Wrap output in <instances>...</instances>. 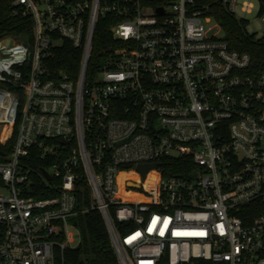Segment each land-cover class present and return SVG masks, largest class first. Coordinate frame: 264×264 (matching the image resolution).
Masks as SVG:
<instances>
[{
    "label": "built area",
    "instance_id": "1",
    "mask_svg": "<svg viewBox=\"0 0 264 264\" xmlns=\"http://www.w3.org/2000/svg\"><path fill=\"white\" fill-rule=\"evenodd\" d=\"M221 1L249 22L238 11L252 13L250 0ZM13 4L32 13L34 33L31 44L0 38V123H18L0 154V264H65L80 241L81 175L86 211L101 213L119 264H264V71L210 34L206 9L195 0ZM101 22L109 36L92 73ZM63 41L81 52L73 75L44 65ZM32 153L47 164L50 194L30 195ZM139 165L155 167L143 177ZM127 170L138 179L120 183Z\"/></svg>",
    "mask_w": 264,
    "mask_h": 264
},
{
    "label": "trees",
    "instance_id": "2",
    "mask_svg": "<svg viewBox=\"0 0 264 264\" xmlns=\"http://www.w3.org/2000/svg\"><path fill=\"white\" fill-rule=\"evenodd\" d=\"M195 4L201 9L205 8L216 21L231 49L250 56L252 72L264 71V34L258 37L255 33H248L246 27L249 22L244 19L238 20L233 14L228 13L221 0H195ZM258 4V15L261 17L264 15V0H258ZM108 29L104 22L97 26L89 72L93 73L96 68L97 51L103 46L102 39L109 36ZM33 33L32 13L23 6H15L13 0H0V38L12 37L18 42L31 44ZM49 52V56L44 61L45 68L49 72L58 74L64 71L71 75L77 72L81 52L69 42L63 41L61 45L51 48ZM17 127L18 123H0V132L5 128L4 137L0 138V151L5 154L11 151L16 139ZM27 165L31 169V176L34 180L33 188H42V190L32 191L30 195L43 196L52 193L43 190L45 183L40 175L47 164L32 153ZM164 174H169L166 168ZM78 186L76 194L78 213L73 218V223L79 230L80 241L77 246L65 249V264H119L101 213L98 210L86 211L90 207L91 193L83 175L80 176Z\"/></svg>",
    "mask_w": 264,
    "mask_h": 264
},
{
    "label": "rangeland",
    "instance_id": "3",
    "mask_svg": "<svg viewBox=\"0 0 264 264\" xmlns=\"http://www.w3.org/2000/svg\"><path fill=\"white\" fill-rule=\"evenodd\" d=\"M253 5V11L250 14H243L240 11H238V15L243 16L249 20V24L246 27V31L250 34L255 33L258 37H261L263 35V29H264V24L261 20V18L258 15V10H259V4L258 0H250ZM207 27L211 29L210 34H218L221 36L223 34L222 30L219 29L216 25V21L213 19L211 20L208 24ZM5 134V128L4 130H1L0 132V138L4 137ZM122 171L121 173H123ZM127 173L125 174V178H133V179H138V177L135 175L136 173L134 171L130 172L129 170L126 171ZM154 174L150 173L147 180H146V185H150L152 182ZM78 240V239H77ZM75 245H78V241H76Z\"/></svg>",
    "mask_w": 264,
    "mask_h": 264
},
{
    "label": "water",
    "instance_id": "4",
    "mask_svg": "<svg viewBox=\"0 0 264 264\" xmlns=\"http://www.w3.org/2000/svg\"><path fill=\"white\" fill-rule=\"evenodd\" d=\"M0 154H3L2 151H0ZM155 167V165H139L138 170L142 173V176L145 177L146 173L152 168ZM43 174L47 179H49V175L46 170H42Z\"/></svg>",
    "mask_w": 264,
    "mask_h": 264
},
{
    "label": "bare ground",
    "instance_id": "5",
    "mask_svg": "<svg viewBox=\"0 0 264 264\" xmlns=\"http://www.w3.org/2000/svg\"><path fill=\"white\" fill-rule=\"evenodd\" d=\"M125 174H126V173H120V174L118 175V179H119L120 183H121V180H122L123 178H125ZM147 178H148V177H147ZM146 180H147V179H146ZM119 194H120V195H123V191H122V189H120Z\"/></svg>",
    "mask_w": 264,
    "mask_h": 264
}]
</instances>
